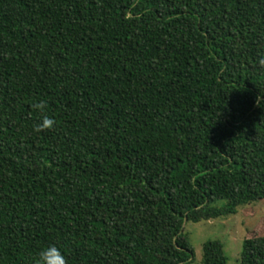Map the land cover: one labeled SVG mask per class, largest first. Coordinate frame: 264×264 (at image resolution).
Returning a JSON list of instances; mask_svg holds the SVG:
<instances>
[{"label":"trees","instance_id":"obj_1","mask_svg":"<svg viewBox=\"0 0 264 264\" xmlns=\"http://www.w3.org/2000/svg\"><path fill=\"white\" fill-rule=\"evenodd\" d=\"M261 61L264 0H0V264H193L264 200Z\"/></svg>","mask_w":264,"mask_h":264},{"label":"rangeland","instance_id":"obj_2","mask_svg":"<svg viewBox=\"0 0 264 264\" xmlns=\"http://www.w3.org/2000/svg\"><path fill=\"white\" fill-rule=\"evenodd\" d=\"M223 201L215 206L222 207ZM186 233L194 248L193 264H203V245L210 240H219L228 257L227 264H240L243 242L247 239L264 237V200L243 205L234 215L186 223Z\"/></svg>","mask_w":264,"mask_h":264},{"label":"clouds","instance_id":"obj_3","mask_svg":"<svg viewBox=\"0 0 264 264\" xmlns=\"http://www.w3.org/2000/svg\"><path fill=\"white\" fill-rule=\"evenodd\" d=\"M264 63V61H261ZM38 110H43L46 107L45 102L41 101L34 105ZM54 121L51 118L44 117L42 123L37 126V131H41L52 127ZM38 264H67L65 256L56 246H50L39 253Z\"/></svg>","mask_w":264,"mask_h":264}]
</instances>
